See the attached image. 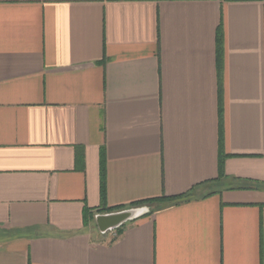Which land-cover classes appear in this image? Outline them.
<instances>
[{
    "label": "crops",
    "instance_id": "0c3cea01",
    "mask_svg": "<svg viewBox=\"0 0 264 264\" xmlns=\"http://www.w3.org/2000/svg\"><path fill=\"white\" fill-rule=\"evenodd\" d=\"M0 264H264V0H0Z\"/></svg>",
    "mask_w": 264,
    "mask_h": 264
},
{
    "label": "water",
    "instance_id": "95a60500",
    "mask_svg": "<svg viewBox=\"0 0 264 264\" xmlns=\"http://www.w3.org/2000/svg\"><path fill=\"white\" fill-rule=\"evenodd\" d=\"M149 207L129 208L117 212L97 215L96 225L102 235L115 232L126 224L135 222L148 215Z\"/></svg>",
    "mask_w": 264,
    "mask_h": 264
},
{
    "label": "trees",
    "instance_id": "16d2710c",
    "mask_svg": "<svg viewBox=\"0 0 264 264\" xmlns=\"http://www.w3.org/2000/svg\"><path fill=\"white\" fill-rule=\"evenodd\" d=\"M223 162H224V156L222 155L220 158V166L221 167L223 165ZM102 178H103L102 191L104 193V191H105V180H104L103 176H102ZM189 198H190V195L186 194V195H182L179 197H164V198H158V199H150V200L135 203V204L131 205L130 208H138V207H149V208H151L150 213L148 215H146L145 217H143V218H146V217H150V216L156 214L161 209H164L168 206L176 205L177 203H179L181 201H185ZM121 210H124V208L112 209L111 211H109L107 213L117 212V211H121ZM123 229H124V227L120 228L119 230H117L115 232L117 233V235H119V234H121Z\"/></svg>",
    "mask_w": 264,
    "mask_h": 264
}]
</instances>
